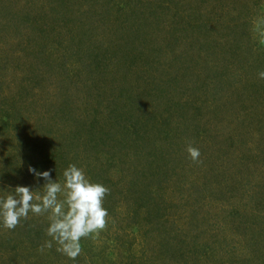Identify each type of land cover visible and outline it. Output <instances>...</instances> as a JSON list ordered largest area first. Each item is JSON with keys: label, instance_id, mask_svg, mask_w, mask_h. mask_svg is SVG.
<instances>
[{"label": "rangeland", "instance_id": "rangeland-1", "mask_svg": "<svg viewBox=\"0 0 264 264\" xmlns=\"http://www.w3.org/2000/svg\"><path fill=\"white\" fill-rule=\"evenodd\" d=\"M262 71L264 0H0V195L109 189L75 260L29 213L0 264H264Z\"/></svg>", "mask_w": 264, "mask_h": 264}, {"label": "clouds", "instance_id": "clouds-1", "mask_svg": "<svg viewBox=\"0 0 264 264\" xmlns=\"http://www.w3.org/2000/svg\"><path fill=\"white\" fill-rule=\"evenodd\" d=\"M264 79V71L258 73ZM187 152L193 161H198L200 151L189 146ZM34 179L44 183L37 189L16 186L11 192L0 195V225L9 230L33 215L48 214L46 244L51 248L55 242L57 251L75 260L80 255L81 239L104 229L108 210L103 201L109 189L102 183L93 182L83 168L69 164L63 171V183L52 179L51 170L39 171L29 166Z\"/></svg>", "mask_w": 264, "mask_h": 264}, {"label": "trees", "instance_id": "trees-1", "mask_svg": "<svg viewBox=\"0 0 264 264\" xmlns=\"http://www.w3.org/2000/svg\"><path fill=\"white\" fill-rule=\"evenodd\" d=\"M90 137H91V139H89V141H90V142H93L92 144H94V139L96 138V136H95V135H94V136L91 135ZM96 139H97V142L100 143V139H99L98 137H97ZM101 141H102V140H101ZM98 143H97V144H98ZM131 183H132V182H131ZM135 188H136V187H135Z\"/></svg>", "mask_w": 264, "mask_h": 264}]
</instances>
